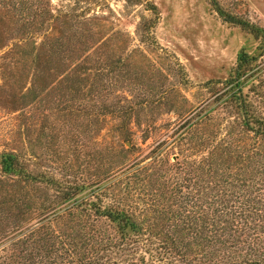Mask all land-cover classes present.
<instances>
[{
    "label": "rangeland",
    "instance_id": "obj_1",
    "mask_svg": "<svg viewBox=\"0 0 264 264\" xmlns=\"http://www.w3.org/2000/svg\"><path fill=\"white\" fill-rule=\"evenodd\" d=\"M256 121L264 0H0V264H126L99 208L172 234L176 189L264 199Z\"/></svg>",
    "mask_w": 264,
    "mask_h": 264
},
{
    "label": "trees",
    "instance_id": "obj_2",
    "mask_svg": "<svg viewBox=\"0 0 264 264\" xmlns=\"http://www.w3.org/2000/svg\"><path fill=\"white\" fill-rule=\"evenodd\" d=\"M228 21L239 23L242 29L258 36L259 30L247 23L234 19ZM244 62V58H241L239 66ZM250 123L257 126V131L264 133L262 121ZM6 160L1 162L2 171L21 177L23 171ZM206 185H197L199 190L195 200L187 196L182 198L181 192L178 193L176 189L166 198L165 204L160 205L155 200V204L151 202L160 214L166 213L164 208H169L170 214L164 215V219L169 225L172 224V234L168 231L157 232L152 227L153 223L148 225L145 221L139 222L134 218L130 206L125 205L126 208L122 210L99 208V217H105L116 225L119 241L113 248L118 253H131L133 250L130 256L127 254L129 259L126 264H264V199L253 196V192L251 197L248 193L250 198L246 197L244 190L234 189L236 184L229 190L226 182L215 187ZM140 204L141 208H146L142 213L151 209L147 208L149 205L144 201ZM136 206L140 207L138 204ZM187 209L197 216L192 220L184 219ZM162 218H155L153 222L157 224ZM193 226V234H184L182 237L177 234L179 228L189 231ZM185 239L189 243L183 242ZM191 242L194 247L189 250ZM181 243L183 246L179 248ZM137 254L134 260L133 255Z\"/></svg>",
    "mask_w": 264,
    "mask_h": 264
}]
</instances>
